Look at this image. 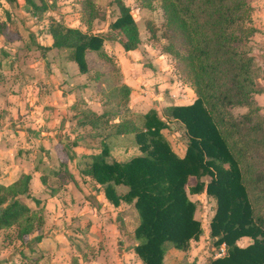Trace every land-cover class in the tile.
I'll use <instances>...</instances> for the list:
<instances>
[{"label":"trees","instance_id":"obj_1","mask_svg":"<svg viewBox=\"0 0 264 264\" xmlns=\"http://www.w3.org/2000/svg\"><path fill=\"white\" fill-rule=\"evenodd\" d=\"M159 1L165 24L182 39L179 44L170 40L163 51L183 63L181 70L196 96L188 104L162 107L161 114L155 107L149 109L142 114L141 125L130 117L119 121L116 132H132L140 152L125 160H110L104 144L89 155L81 172L103 185L111 203L126 202L137 210L133 250L143 264H165L169 248L184 250L199 238L198 201L189 194L204 189L216 200L210 234L217 248L222 243L226 247L221 255L211 256L208 264H264V114L255 99L263 88L249 45L255 29L250 0ZM31 2L34 15L47 9L45 2ZM95 2L81 0L80 10L87 11L89 23L98 15ZM116 3L119 13L108 23V35L51 18L52 45L65 48L81 71L89 70L88 60L94 53L110 60L102 47L105 38L118 40L126 51L136 48L141 39L131 7L125 0ZM146 24L155 36L154 21L147 19ZM118 88L121 98L127 99L130 87L120 84ZM168 119L186 128L189 140L183 154L173 149L163 133ZM66 174L72 177L69 171ZM191 177L193 183H189ZM29 180L30 175L22 173L11 183H0V229L17 225L22 239L35 229L36 214L43 207L29 193ZM41 180L45 184V175ZM117 185L125 190H117ZM241 236L252 241L239 245Z\"/></svg>","mask_w":264,"mask_h":264},{"label":"crops","instance_id":"obj_2","mask_svg":"<svg viewBox=\"0 0 264 264\" xmlns=\"http://www.w3.org/2000/svg\"><path fill=\"white\" fill-rule=\"evenodd\" d=\"M25 1L29 0H0V183L8 184L22 173L29 174V193L39 198L47 214L54 218L53 221L51 217L45 220L54 230L53 236L44 237L39 243L48 238L59 242L55 231L62 226L61 222L56 221L63 206L60 199L66 202L70 200L67 195H60L62 189L71 195V199L81 202L80 205L77 202L69 204V211L77 212L82 221L88 218L92 221V228L101 226L97 222L99 208L87 205L88 200L84 198L86 189L80 182L94 181L97 187L100 184L88 175L79 174L73 168L74 163L78 165L81 161L83 165L86 155L96 153L104 144L108 147L109 158L125 160L138 154V144L132 140L134 134L115 130L116 124L123 120L124 113L146 107L141 111L145 113L155 105V108H162L168 104H188L196 94L188 83L181 84L175 78V73L169 70L172 67L167 63V55L155 45L150 48L143 37H140L136 48L127 51L118 40L105 38L102 47L116 63L103 61L89 66V70L81 71L78 63L68 58L65 48L52 45L53 39L44 18L47 14L55 16L48 10L50 6L46 4L43 20L37 22L40 24H30L34 20H28V15L33 19L39 15L30 13ZM249 3L251 23L255 28L250 42L259 66L257 79L263 88L255 93V99L264 114V0H250ZM62 19L66 25L83 31H109L108 23L103 25L87 20L86 28L82 29L77 23L78 16L76 20L71 14H64ZM98 69L102 70L91 74ZM120 84L130 87L128 100L121 98ZM157 88L160 91L154 93ZM115 97L116 104L113 102ZM94 114L107 119L109 125L103 131L92 121ZM102 135L103 139H98L101 143L99 146L96 138ZM127 152L129 155L126 158L114 157ZM51 168L57 174L47 171ZM66 169L72 177H67ZM41 175H45V184ZM60 177L65 180L60 181ZM58 181L62 185L55 189V182ZM117 186L124 188L123 185ZM51 188L54 189L52 193L49 192ZM201 193L207 195L205 189ZM96 196L101 208L115 209L121 203L128 204L121 202L114 205L102 190ZM30 200L28 203L34 206L35 202ZM115 230V238L121 239L122 230L119 227H115ZM173 250L180 251L176 248ZM220 253L218 250L215 256ZM170 254L168 249L164 256L165 264H168L166 260ZM3 259L4 255L0 254V263ZM137 262L141 264L139 258Z\"/></svg>","mask_w":264,"mask_h":264},{"label":"rangeland","instance_id":"obj_3","mask_svg":"<svg viewBox=\"0 0 264 264\" xmlns=\"http://www.w3.org/2000/svg\"><path fill=\"white\" fill-rule=\"evenodd\" d=\"M29 1V3L25 1V5L29 7V12L31 13L33 4L31 0ZM35 1H37L39 4L42 3V1L45 2L47 5L50 6L48 10L52 11V13L55 14V16H52L50 14L45 15L44 18H46L48 24L50 22L51 17L58 18L59 21L63 22V15L71 14V16H74L76 20L77 16L79 17V20H77L78 22H76L79 26L82 27V29L86 28V22L89 19V16L87 11L82 12L80 10L81 0ZM96 1L98 2V4L95 2V8H97L99 11L97 13L98 15H96L93 21L95 23L98 21L99 23H103V25L112 22L119 13V8L116 3V0ZM125 1L131 7L132 14L134 15V18L136 19V22L138 24L140 37H143V40H146L148 42L150 48H152L151 45H155L157 46V49L161 50L164 54H166L169 58L167 63L172 67V69L169 68V70H172V72L175 73V78H178L181 81V84H187L188 78L186 76V73L181 70L183 63H181L173 55L167 53L166 51H163V46L166 45L170 40L173 41L175 44H179L182 42V39L165 24V16L161 8L160 1L152 0V2H150V4L148 5L147 0ZM75 5H77L76 10H74ZM78 13L80 15H78ZM42 15L43 14L39 15L37 19H33L32 17H30L29 14L27 18L28 20H34V22H31L30 24L37 22L41 23V21L43 20ZM147 19H151L152 21H154V25L157 27V30H155V36H153L152 32L149 30V26L147 27ZM210 32L212 31L210 30ZM106 33L107 35L109 34L108 31ZM164 33L168 34V36H166ZM249 39L251 41V37H249ZM250 41L249 45L251 46V51L253 53V47ZM247 45L243 46V48H247ZM144 48H146L145 45ZM113 59L114 58H110V60H107L102 57H98L96 53H94L93 56L91 55L88 61L90 63V67H93L94 64H97L99 62L101 63L102 61H105L107 63H116V61ZM94 73L95 70L91 72L92 75ZM226 84L227 86H229L228 83ZM150 88L152 89V87ZM151 89L150 92L152 93L153 90ZM158 91H160L158 88L154 89V93H157ZM113 100V102L116 104L117 98L115 97V99ZM145 108H139L136 112L127 111V113H124L123 119H127L128 117H130L134 119L136 123L141 125L143 121V112L141 113V111H144ZM151 108L153 107H150V109ZM155 109H157V112L161 114L163 108H160V106H158ZM93 116L95 118L92 121L96 124L98 128L102 129V131L107 126V124L109 125L107 119L96 116V114H94ZM167 123V126L163 128V133L165 137L169 140L174 150H176L180 154H183L189 140L186 128L181 122L174 119H168ZM97 137L98 138H96V141L100 146L101 143L100 140L98 141V139L102 140L103 135L101 136L102 138L100 136ZM132 140L135 139L133 138ZM100 150L101 147H99L97 152H99ZM127 155H129L128 152L125 154H117L114 157L126 158ZM86 156L87 159H89V155ZM107 158H109V155ZM109 159L111 160L112 157H110ZM86 160L83 161V165L80 163L81 161L78 163V165L74 163L73 168L78 170L80 172L79 174L82 173L81 169L84 167ZM80 164L82 165L81 168ZM52 170L53 169L51 168L47 171L50 172ZM67 171L68 170L66 169L65 172ZM204 179L208 180L209 177L204 176ZM62 180H65V178L60 177V181ZM49 181H51V178L49 179ZM60 181L55 182V189L58 188L59 185H62ZM81 181V186L86 189L84 198L88 200L87 205L96 206L97 208H99L98 210L100 216H97V222H100L101 224L99 225L101 226L96 225L92 228L90 225L92 221L88 220V218L83 219L82 221L81 216H79L77 212L69 211V204L77 202V204L80 205L81 202H78L77 199H71V195L69 193H66L65 191L63 192L62 189L60 195H67L70 200L66 202L61 200L62 198L60 199L63 206H61V213L59 217H57L58 220L56 221L61 222L62 226L60 229L61 231H55L58 234V238L60 239V241L57 242L55 240H52L53 238H48L44 242L39 243V241L43 240L42 238L53 236L54 233V230L49 228L50 226L45 222L47 218L51 217L52 221L54 220V218L51 214H47L45 208L41 207V210L36 214L35 229L28 234L27 238L26 236L24 239L18 237L17 225H13L9 228L0 229V254L4 255V259L1 261L0 264H139L137 262V258L139 257L133 250V246L135 244L133 238V231L138 223L137 210L134 208L133 205H128L129 203L122 204L121 202V204L119 203L120 207L116 206L117 208L115 209H113V207L101 208V203L99 202L96 194L99 192V190L103 191V185L100 184L97 187L94 184V181ZM194 181V177H191L189 183H193ZM53 183L54 182H51V184ZM116 188L119 191L125 190V188L118 186H116ZM87 190H89V192ZM92 191H94V193ZM88 194L89 196H87ZM189 196L198 201L195 216L200 220L202 231L198 239H193L192 241H190V244L187 249H181L180 251H177L173 250V247L169 248V251L172 254H170V256H167L168 259L166 261L168 264H208V259H210L211 256H215V254L218 253V250H220L221 252L219 255H221L226 250L224 243H222L223 245H220V248H217L216 244L214 243L215 238L210 234L209 222L212 217L211 215L216 207L215 198H212L209 195H204L201 192L190 193ZM41 220V224L38 225V222ZM115 227H119L123 233V237L119 240L115 238ZM249 238V236H241L237 239V243L239 245H246L248 242L252 241V239ZM12 256L15 257L12 258ZM9 258L11 259V262L9 261ZM140 263L143 264L142 261Z\"/></svg>","mask_w":264,"mask_h":264}]
</instances>
